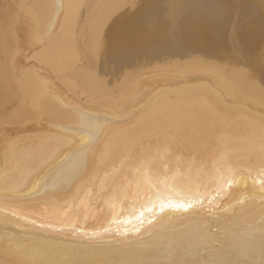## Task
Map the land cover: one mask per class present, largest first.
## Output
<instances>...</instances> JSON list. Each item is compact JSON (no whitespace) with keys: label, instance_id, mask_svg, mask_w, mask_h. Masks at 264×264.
<instances>
[{"label":"clouds","instance_id":"9594fccd","mask_svg":"<svg viewBox=\"0 0 264 264\" xmlns=\"http://www.w3.org/2000/svg\"><path fill=\"white\" fill-rule=\"evenodd\" d=\"M37 2L50 5L55 0L34 3ZM63 3L59 27L50 31L46 28V17L36 27L26 18L12 23L7 12L14 5L13 0H0L2 159L14 146L17 155L30 157L29 162L39 166L42 157L55 152L65 134L63 126L71 119V113L58 103V98L66 97L82 108L96 109L103 106L98 100L104 95L85 82V74H93L104 83L106 91H112L119 90L134 70L125 69L115 78L101 74L102 65L105 73L117 67L109 58L105 30L124 9L138 12L143 0H63ZM249 5L258 6L260 12L256 23L257 45L242 41L234 25L216 53H190V59L185 61L200 63L211 71L140 87L117 107L113 119L116 125L127 129L129 137L137 140L138 149L168 143L174 155L197 161L210 160L225 146L237 157L261 155L251 149L253 145L264 146V0H213V6L221 12ZM204 11L202 0H154V11L144 22L150 30L167 23L178 38L183 19ZM254 16L253 9L245 16V23ZM66 18L72 19L70 40L61 31ZM36 32L39 36L34 35ZM68 58L72 61L70 65L66 64ZM113 137L114 127L105 129L97 151ZM127 142V139L119 142L113 155ZM74 147L61 149L64 155L57 152L53 158L61 164ZM233 251L240 264H252L237 249ZM0 264H26L25 250H10L0 241ZM84 264H88L87 259ZM109 264H120V260Z\"/></svg>","mask_w":264,"mask_h":264},{"label":"snow or ice","instance_id":"6c2138e0","mask_svg":"<svg viewBox=\"0 0 264 264\" xmlns=\"http://www.w3.org/2000/svg\"><path fill=\"white\" fill-rule=\"evenodd\" d=\"M64 7L63 0L50 5L16 4L10 6L7 17L12 23L26 18L34 27L46 17L47 30L55 31ZM61 31L70 40L71 18L65 19ZM34 35L39 36V32ZM71 62V58L66 60V64ZM191 64L176 67L186 72ZM83 79L109 100H114L129 80L119 90L106 91L104 83L93 74H85ZM58 103L71 113V119L63 126L65 134L55 152L42 157L37 166L29 162L30 157L17 155L12 146L0 166V241L10 250H25L26 264H84L80 253L91 254L99 249L137 250V258L120 260V264H240L234 256V235L229 229L203 225L193 232L172 227L175 219L195 218L202 212L208 200L207 190L213 186L216 195L210 204L225 194V189L229 190L228 206L217 209L225 216L234 213L237 207L246 210L249 203L256 207L264 239V146H252V151L261 153L255 157H237L225 146L210 160H184L173 154L168 143L138 149L137 140L129 137L127 129L116 125L113 119L118 101L96 109L82 108L66 97H59ZM109 127H114V137L97 151V143ZM125 139L127 146L114 156L117 144ZM72 145L74 150L64 156L55 180L49 182L39 175L40 166L57 152L63 156ZM97 152L101 161L114 158L111 171L105 170L102 178L94 172L81 182L88 161L96 158ZM234 192L240 195H232ZM129 208V219L121 221L119 217ZM132 217L139 222L134 236L128 235L127 228L122 233L117 228V235H111L112 223L130 224ZM146 217L149 228L145 231L149 238H156L153 243H147L141 235ZM101 219L107 223L101 230L91 233L84 230L90 220L98 223ZM21 221L23 229L17 233L14 230L21 229ZM54 224L59 227L54 229ZM25 240L31 244L26 245ZM87 261L109 264V261ZM260 264H264V259Z\"/></svg>","mask_w":264,"mask_h":264},{"label":"bare ground","instance_id":"6f19581e","mask_svg":"<svg viewBox=\"0 0 264 264\" xmlns=\"http://www.w3.org/2000/svg\"><path fill=\"white\" fill-rule=\"evenodd\" d=\"M35 0H13L16 4L34 3ZM205 5L203 14L186 16L181 24V35L177 38L170 31L167 23L159 24L155 29L150 30L145 26L144 19L154 11V0H143V4L138 12L133 13L129 9H124L113 17L105 30V37L109 49V58L115 62L117 67L114 71L105 73L103 65L101 74H108L113 78L118 77L125 69L133 70L132 75L125 87L116 94L114 100L107 97H101L98 100L100 105H110L113 102H119L123 105L127 96L132 91L140 87H153L160 85L165 81L186 79L195 74H202L211 71L205 65L193 62L188 71H183L176 67L177 64L184 65L189 60V54L201 52L214 54L218 51L221 40L227 37L228 32L235 25L237 33L242 41L257 45L259 41V32L256 23L260 18L258 6H246L243 9H232L227 12H221L213 6V0H202ZM255 10V16L248 23H245V16L250 11ZM23 12V9H17ZM111 82V81H110ZM179 156V155H178ZM181 157V156H180ZM184 160V157H181ZM114 158H108L103 161L99 158V152L88 164L87 172L81 176V182L87 181L96 172L102 178L105 170L111 171ZM3 159L0 158V166ZM58 164L54 158H50L39 167V175L46 177L49 182L55 180ZM214 187V186H213ZM213 187L207 190L208 200L205 201L203 211L198 212L195 218L175 219L172 227L177 230L195 231L203 225H212L229 229L234 235L235 249L252 264H259L264 259V239L259 236V213L252 204L246 205V210L242 211L239 207L234 213L223 215L218 208L227 207L229 197L225 189V194H221L214 203H209L212 196L216 195ZM239 196V193H232ZM243 199V197H241ZM232 203H235L233 200ZM259 201H256V205ZM250 210V211H249ZM27 211H32L28 209ZM119 211V209H117ZM131 208L120 216L121 221L129 219ZM139 211V208H137ZM159 215V213L157 212ZM183 215L187 216L188 213ZM32 217L29 216V219ZM110 222V221H109ZM39 223V220L37 221ZM107 226L105 221H100ZM100 223L89 221L84 230L91 233L94 230H101ZM24 222L21 221V229L14 231L19 233L23 229ZM59 226L54 224L53 228ZM111 235H117L116 229L119 228L122 233L125 228L129 230L128 235L134 236L135 228L139 227V222L132 217V223H112ZM147 217L144 226L141 229V235L145 237L147 243H153L155 237L149 238L146 229ZM87 240V238H85ZM24 242H27L25 240ZM79 251V250H78ZM82 259H94L100 261L127 260L137 258V250L130 249L120 252L115 249H99L91 254L80 253Z\"/></svg>","mask_w":264,"mask_h":264}]
</instances>
